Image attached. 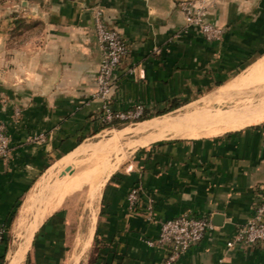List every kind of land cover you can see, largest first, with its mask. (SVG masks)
Masks as SVG:
<instances>
[{
  "label": "crops",
  "instance_id": "0c3cea01",
  "mask_svg": "<svg viewBox=\"0 0 264 264\" xmlns=\"http://www.w3.org/2000/svg\"><path fill=\"white\" fill-rule=\"evenodd\" d=\"M185 1L19 0V5H0V120L12 146L9 156L0 158V222L21 198L18 214L38 183L34 203L40 178L101 126V100L94 96L102 52L96 11L128 42V54L114 73L111 103L116 109L143 103L151 112L174 101L180 102L177 108L193 103L195 109L264 56V0H205L207 18L224 29L216 40L187 26ZM18 25L19 33L14 30ZM144 130L133 140L152 139L157 128ZM184 131L199 134L174 137V131L138 146L125 170L115 171L123 158L113 165L97 212L87 221L92 223L90 241L95 238L92 264H159L166 249L146 240L158 236L161 220L181 212L210 216L213 226L172 264H264L263 246H227L264 192V121L215 133ZM40 132L43 139H31ZM51 157L57 158L49 164ZM136 184L141 190L130 208L127 195ZM149 199L153 219L144 211ZM61 207L38 223L31 241L33 264H62L66 213Z\"/></svg>",
  "mask_w": 264,
  "mask_h": 264
},
{
  "label": "bare ground",
  "instance_id": "6f19581e",
  "mask_svg": "<svg viewBox=\"0 0 264 264\" xmlns=\"http://www.w3.org/2000/svg\"><path fill=\"white\" fill-rule=\"evenodd\" d=\"M235 98H249L250 100L249 102L245 100L235 101ZM204 100L207 105H210L208 109L214 111V113L201 112L174 116L163 114L144 119L136 122V125L132 128L127 126L113 130L105 141L97 140L91 143H80L75 149L56 161L40 178L38 199L33 203L36 198H33V196L39 185L37 183L28 192L24 204L12 224L11 232L14 236L12 243L15 244L16 248L10 251L6 264H20L23 261L33 234L40 225L38 223L44 221L51 213L60 208L65 202V198L76 190L81 189L85 192L84 208L89 209L88 213L90 215L96 214V204L100 198L104 182L112 172L114 163H118L119 159L124 158L126 155V150L122 146L126 147L128 144H130V148L144 146L153 140L165 138L174 131H176L172 134L174 137H183L188 134L184 130L187 128L193 130L192 127L197 125L201 126L199 130L204 129L203 125L208 124H213V126L220 124L224 125L221 127L222 129L229 126L235 130L264 121V56H261L250 66L245 76L226 83ZM222 103H227L228 106L221 108L219 105ZM238 109L240 112H237ZM152 127L157 128L152 139L122 142L124 134L127 132L137 133ZM190 135L197 136L198 134L194 132L188 134V136ZM89 151L92 152L85 156L82 155ZM118 154L121 157L118 158ZM75 157L78 161L70 163L66 172L60 177L62 168ZM48 192L49 194H47ZM32 206H35V208L33 220L29 227V215ZM91 225L92 223L86 224L84 230H81L82 226L78 228L75 249L68 258L69 264H76L79 255L89 246L92 232ZM27 234V239H25L27 246L24 247L22 245L25 243L22 244V239Z\"/></svg>",
  "mask_w": 264,
  "mask_h": 264
},
{
  "label": "built area",
  "instance_id": "2783aa9c",
  "mask_svg": "<svg viewBox=\"0 0 264 264\" xmlns=\"http://www.w3.org/2000/svg\"><path fill=\"white\" fill-rule=\"evenodd\" d=\"M207 3L205 0H186L183 4L187 26H194L206 40L221 38L224 29L222 26L207 18ZM96 38L102 46L98 69L95 75L96 88L94 96L101 100L97 118L101 124H110L115 121L133 120L142 116L146 106L136 103L130 107L116 109L112 106V87L114 73L121 60L128 54V42L122 34L109 28L103 22L100 11L95 12ZM18 112V109H16ZM44 138L42 132L31 137L33 140ZM12 146L6 124L0 120V158H6ZM141 186L136 184L128 192L127 200L130 208H134ZM148 219H153V201L149 199L144 208ZM210 216L181 212L173 217L160 221L159 234L154 239H147L150 245H160L166 249L165 256L159 264H172L185 250L199 242L205 235L207 228L212 227ZM3 232L0 226V240ZM228 247L233 246H263L264 247V192L253 204V213L246 222L237 227L235 234L227 241Z\"/></svg>",
  "mask_w": 264,
  "mask_h": 264
},
{
  "label": "rangeland",
  "instance_id": "374dc122",
  "mask_svg": "<svg viewBox=\"0 0 264 264\" xmlns=\"http://www.w3.org/2000/svg\"><path fill=\"white\" fill-rule=\"evenodd\" d=\"M10 2H15V3H17L19 5V0H0V5H4V4L10 3ZM17 20L20 21L21 18H18ZM17 23L21 24L20 22H17ZM14 30H16L19 33L20 32L19 25L17 27H15ZM198 96L199 95L194 96L193 99L197 98ZM244 96H246V95H244ZM235 99H236L235 101H240V100L243 101V100H245L246 102H249V100H250L249 98H247V99H237V98H235ZM192 101H194V100H192ZM188 102H190V101H188ZM192 104H190V105L186 104L183 107H180V108H177V109L175 108V110L174 109L170 110L169 112H171V113L169 115H171V114H185V113H187V114H195V113H201V112L214 113V111L208 109L210 105H207V103L205 102L204 99L201 100V104L202 105L200 107H197V108L194 109ZM219 106L221 108H224V106H228V105H227V103H222ZM157 111H159V110L153 109L151 114H154ZM237 112H240L239 109L237 110ZM144 114H146L145 111L142 113V115H144ZM171 116H173V115H171ZM138 121H140V119L125 120V121H115L113 123L106 124L105 126L103 125L104 127L99 129L98 132H96V133H94L92 135H88L81 142H83V143H91V142H95L97 140L105 141V140H107L109 138L108 136L112 133L113 130L120 129V128L127 127V126L129 128H132V127H134L136 125V122H138ZM197 126L196 127H192V128H194V130L203 131L202 133H204V132H211V133L214 132L215 133V132H221V131L233 130L234 129V128H231L229 126L224 128V129H222L221 127L224 126V125H220V124L214 125V126H213V124L203 125L204 129H202V130H199V127H201V126H199V125H197ZM147 131L148 130H144V131H140V132H137V133L127 132L126 134H124V138L122 139V142L127 143V142H129V141H131V140H133V139H135L137 137L144 136L143 133H145ZM202 133H200V134H202ZM147 134H149V133H146L145 135L147 136ZM136 148L135 147L134 148L133 147L130 148V144H128L126 147H124V149L126 150V155H125V157L123 159L122 158L119 159V161L122 159L121 163H123V164L120 167L118 166L119 168H117L115 171L125 170V168L128 166V164L130 162H132L133 153H134V150ZM57 157H51V160H50L49 164H51ZM117 157L119 158V157H121V155L118 154ZM48 166L49 165H47L45 167V169ZM45 169L43 170V172L45 171ZM43 172H41V174ZM84 197H85V192L84 191H81V189L76 190L72 194L68 195L67 198H65V200H64L65 202H63V205L61 207V208L65 209V213H66L65 214L66 215L65 237H64L65 250H64V258L62 260V264H69L68 258L71 255V253L73 252V250L75 249V239H76L77 234L79 232L78 228L80 226H82L81 230H84V228H85V226L87 224V221L89 219V213H88L89 209H85L84 208ZM98 204H99V200H98V202L96 204V207H97L96 208V212H97V209H98ZM13 239H14V236L12 235V232L10 230L9 231V239H8V243H7V249H6V252H5V258H4L3 264L7 263L9 255H10V251H13L16 248L15 244L12 243ZM93 244H94V241H93V235H92V238H91L89 246L84 250L83 253H81L79 255V258H78V261H77L76 264H89V261H90L91 256H92ZM23 264H33V248L31 247V244L29 245V248L25 252V255H24V258H23Z\"/></svg>",
  "mask_w": 264,
  "mask_h": 264
},
{
  "label": "trees",
  "instance_id": "16d2710c",
  "mask_svg": "<svg viewBox=\"0 0 264 264\" xmlns=\"http://www.w3.org/2000/svg\"><path fill=\"white\" fill-rule=\"evenodd\" d=\"M219 83H221V82H218V84ZM179 105H180V102L174 101V102H172V104L168 108H164L162 110H159V111L155 112L154 114H151L152 111L150 112L146 108L145 109L146 114L140 116L137 119H140V121H142L144 119H148V118H151L154 116H158V115L167 113V111L169 112L170 110H173V109L175 110V108L177 109V107ZM103 125L105 126L106 124H101L99 129L104 127ZM79 141H80V139H79ZM45 166H47V164ZM25 189H28V188H25ZM20 203H21V198H17L15 200V202L13 203V206H12L11 210L8 212L7 216L4 217L2 219V221L0 222V226H2V228H3V232H2L1 240H0V264H3V262H4L5 252L7 249V243H8V239H9V231L12 228V224H13V221H14L15 216L17 214V210L20 206ZM37 237H38V232H36V234L34 236L33 244H35V240L37 239ZM94 242H95V238H94ZM93 251H94V245H93L92 256H91V259L89 261V264H92V261H93ZM36 264H48V262L44 261V262H38Z\"/></svg>",
  "mask_w": 264,
  "mask_h": 264
},
{
  "label": "water",
  "instance_id": "95a60500",
  "mask_svg": "<svg viewBox=\"0 0 264 264\" xmlns=\"http://www.w3.org/2000/svg\"><path fill=\"white\" fill-rule=\"evenodd\" d=\"M64 171H62V173H63ZM214 216H216V217H218V218H222L221 216H220V214H218V213H216V215H214ZM214 223H216V222H214ZM220 222H217L216 224H219Z\"/></svg>",
  "mask_w": 264,
  "mask_h": 264
}]
</instances>
